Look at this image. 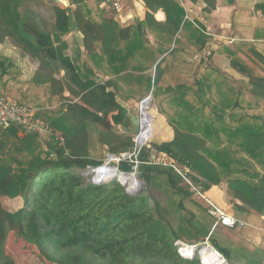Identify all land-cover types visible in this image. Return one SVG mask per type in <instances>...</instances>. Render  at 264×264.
<instances>
[{
  "label": "trees",
  "instance_id": "16d2710c",
  "mask_svg": "<svg viewBox=\"0 0 264 264\" xmlns=\"http://www.w3.org/2000/svg\"><path fill=\"white\" fill-rule=\"evenodd\" d=\"M32 1L0 0V44L8 43L20 57L38 63L32 79L23 82L15 63L0 55V95L29 107L26 103L35 100L37 91L38 103L55 99L60 104L35 112L41 132L22 131L15 124L0 129V264H32L35 259L42 264H200L198 257L182 258L178 246L205 239L182 238L149 192L161 178L178 198V210L196 191L206 193L225 182L237 218L264 215V77L249 73L238 55L224 47L231 68L248 79L242 86L230 85L232 79L211 66L207 43L212 37L185 20L176 0H134L137 18L123 27L116 13L104 16V0H93L95 8L87 0H69L66 9L49 0L54 21L40 24L28 11ZM203 1L205 12L211 13L215 0ZM256 10L264 14V5ZM158 11L164 22L156 20ZM73 31L82 35L83 50L105 76L120 74L115 61L128 62L152 41L164 46L160 54L175 57L179 50L169 45L183 32L198 52L209 53L203 60L208 68L194 86L162 87L166 58L155 67L158 113L174 138L161 144L151 140L139 155L146 196L128 195L117 180L95 185L76 173L101 164L89 156L90 127L97 129L99 144L116 155L133 149L135 134L128 110L111 90L114 83L100 81L87 65L80 69L71 62L65 37ZM61 70L64 79L55 77ZM12 83L27 86L30 97L14 98ZM186 94H194L201 107L186 101ZM207 106L212 107L209 114ZM260 107L262 112L252 115ZM227 117L234 124L226 123ZM130 166L122 162L119 169L128 172ZM179 170L188 171L183 176L190 184ZM18 197L23 206L11 212L4 201ZM210 242L232 264L228 253Z\"/></svg>",
  "mask_w": 264,
  "mask_h": 264
},
{
  "label": "crops",
  "instance_id": "0c3cea01",
  "mask_svg": "<svg viewBox=\"0 0 264 264\" xmlns=\"http://www.w3.org/2000/svg\"><path fill=\"white\" fill-rule=\"evenodd\" d=\"M90 1L92 4L93 0ZM125 2L124 11H127L128 9L129 11L132 9L133 11L134 5H132V0H125ZM41 3L52 6L53 8V4L47 0H40V4ZM185 4L187 10L190 11V17L196 22L203 20L212 31V39L207 43L208 51L213 53L211 63L212 68L228 75L232 79L230 83L235 87H238L237 82H248L247 78L241 76L231 68L230 61L224 53V47H227L238 55L236 57L237 60L247 68L249 73L264 77V14L256 10L257 5H264V0H248V10L243 8L242 4H240V0H215V7L212 9L211 13L205 12L206 4L203 0H186ZM126 5H129L130 7L126 8ZM39 7L46 8L45 6L38 5L35 6L33 10L38 12L40 17H43L42 10L44 9ZM100 8L103 13L107 12L104 14L106 18L111 17V12L105 10L103 5H101ZM34 11H32L33 18ZM133 12L135 15L134 19L121 22V17H116L120 26L123 27L127 24L133 23L137 18L136 11L134 10ZM239 12H243L244 14H238ZM158 15H160V17H157ZM49 17H51V22L53 23L54 17H52L51 13ZM155 18L159 22L165 21V15L162 11H158ZM36 20L38 21L39 19ZM65 41L68 44L67 55L73 64L79 66L80 69H83L84 65H87L94 70L96 73L95 77H97L98 80H111L114 83L111 90L116 92L119 103L128 110L132 120V117L137 115L139 103L149 95L150 90L147 87L149 86L153 75H155V65L161 62V58L166 55H161L159 53L160 48L163 49L164 46L160 45V43L155 44L153 41L151 45L146 44V50L143 52H136L128 62L115 61L116 66L121 68V70H119L121 71L120 74L112 76L110 73V75L105 76L100 71L96 70L94 64L87 59V53L83 50L82 35L79 32L73 31L69 33L65 37ZM124 45L125 44L123 43L122 48ZM171 48H176L179 51L175 57H170V55L165 57L166 62L162 67L164 69V75L161 81V86H194L196 82L203 77L206 68H208L207 64L203 63L206 51L198 52L196 48L192 46L184 32L179 33L176 36V44ZM0 49L3 56L13 60L15 65L20 68L22 73L19 78L20 81L25 82L29 75L30 80L32 79L37 63L34 64L27 58H20V56H17V50L8 43L0 44ZM155 54L157 59H155ZM141 57L143 58L140 59ZM106 66L108 65L106 64ZM55 77L58 79H64V71L61 70ZM138 92L140 93V96L136 99L133 98V95ZM189 95L190 94H186V101L193 103L192 106L196 109L200 108L201 105L199 104L198 98H196L194 94ZM65 96H68V93H65ZM245 96L248 98L247 93ZM151 98V111L156 114V116L153 115L154 124L152 127V139L156 144L170 142L174 138L173 130L169 127L165 118L158 113L157 106L153 104V94H151ZM195 99L196 102H194ZM118 127L122 128V126ZM89 130V134L92 136L91 142L93 144L98 142L97 129L95 127H90ZM132 131L135 133L137 131V126L134 125ZM215 188L218 189L221 194L220 199L218 200H213L208 195V192ZM208 192L205 194L207 198L211 199L217 206L225 210L229 216L237 218L234 214V210H232V205L228 202V200L230 201V197L228 196L227 184L225 182H222L219 186L212 187ZM4 203L9 207L11 212H16L23 206V200L21 197L16 199H6ZM229 207L231 208L229 209ZM212 219L215 223V219ZM237 219L247 223V226L238 228V230H233L241 231L244 228H247L242 234V238L245 239L244 242L247 243L245 246L250 245L252 247H260L259 244H264V215L260 217L251 215L247 218L238 217ZM218 227L228 229L222 225H219ZM212 231V229L209 231L208 237ZM226 252L228 253L229 259H231L229 252ZM262 264H264V259H262Z\"/></svg>",
  "mask_w": 264,
  "mask_h": 264
},
{
  "label": "rangeland",
  "instance_id": "374dc122",
  "mask_svg": "<svg viewBox=\"0 0 264 264\" xmlns=\"http://www.w3.org/2000/svg\"><path fill=\"white\" fill-rule=\"evenodd\" d=\"M47 1H49V0H47ZM87 1L89 2L90 6H92L94 8L96 7V3H92L91 4L90 0H87ZM122 1H124V0H122ZM133 1L134 0H132V3H133ZM104 2H105V0L101 2L100 7H101V5H104ZM124 3L126 4L125 1H124ZM41 4H43V3H41ZM41 4H40V0H33L32 2H29V4H27L28 8H29L28 11L31 14V16H33L32 11H34L33 9H34L35 6L39 5V6H45L46 7V5H47V4H44V5H41ZM240 4H242L244 9H247V10L249 9L248 0H240ZM22 6H24V5H22ZM47 7L46 8L39 7V8H43L44 9V10H42L43 11L42 12V16L43 17H40V14L38 12L34 11L35 20L39 19L38 21L36 20V22L38 24L42 23V21H46L48 23H52L51 22V17H49V16H50V13H51L52 17H54L53 8H52V6H49V5H47ZM128 7H130V6L126 5V8H128ZM134 10L135 9L133 8V11ZM127 11H129V9ZM133 11L131 9V11L129 13L130 15L132 14L133 17H129V14L125 15V14H122L121 12H119L118 15H119V17H121V22H123L124 20L127 21V20H130V19H134L135 15H134ZM106 13L107 12H104V14H106ZM238 14H244V13L243 12H239ZM96 15H97V13L94 12L93 16H96ZM155 44H157L156 41H155ZM175 44H176V38L172 40V42H171V44L169 46L172 47ZM192 46L194 48H196V50L198 49L197 46H194V45H192ZM0 52H1V49H0ZM207 55H209V54L206 51L205 52V56H207ZM1 56H3L2 52H1ZM17 56H20L19 52L17 53ZM3 57H6V56H3ZM20 58H22V57H20ZM142 58L143 57H141L140 59H142ZM87 59L89 61H91L88 57H87ZM155 59H157L156 54H155ZM13 63H14V61H13ZM161 67H163V65ZM19 70H20V68H19ZM21 74L22 73H21V70H20V75ZM153 78H154V75H153L152 79ZM152 79H151V82H152ZM26 81H30V75H29V77L27 78ZM239 83H240V86H242L241 82H237V84H239ZM230 85H233V84L230 83ZM147 88H149V90L150 89L154 90V84L153 83L149 84V86ZM10 89H11V91L13 93L12 94L13 97L16 98V99H26V98L30 97V95H31L30 90L25 85L21 86L19 84L12 83L10 85ZM3 93L8 95L7 90L5 92H3ZM139 94H140L139 92L134 94L133 98H135V99L138 98L140 96ZM64 96H65V93H64ZM153 97H154L153 104H155V106L158 107V103H157V99L155 97V94H153ZM34 98H35L34 101L27 102L26 104L31 105L29 107L33 108L36 111L42 110L43 108H47L48 110L57 109L59 104H60V102H57L55 99L53 101H51V102H49L47 100L45 105H42V103H38L37 102V91H36V97L34 95ZM248 98H252V97L248 96ZM194 102H196V99L194 100ZM138 107H139V105H138ZM207 107H209V106H207ZM219 108H220V110H223L221 105H219ZM262 108L263 107H260L259 109L254 110L252 112V115H255V114L259 113V112H262ZM211 111H212V107H209L208 109H206V107H205V113L206 114H209ZM137 113H138V111H137ZM225 114H226V112H225ZM152 117L154 118V116H152ZM226 123L234 124V122H231L228 117L226 118ZM151 124H152V127H153L154 120L151 121ZM117 128L120 129L118 126H117ZM89 138H90V145H89V156H90V158L92 160L101 161V162L106 160L107 157L109 156V154H111V153L107 152V149L104 146L100 145L99 141L95 142L93 144L91 142V139H92L91 135L89 136ZM81 171L82 170L76 169V173L78 172L80 174ZM136 171H137V173H139V167L136 168ZM162 181H164L163 178H161L160 182L154 183L151 186L149 192H150V194L152 195V197L155 200H157V201H159L161 203V205H162V213L168 218V220L170 221V225L177 232H180L182 238L184 237V238L188 239L189 241L193 240V235H196L197 238H199L201 240L205 239L206 236L208 235L209 231L213 227V223H214V220L207 214L206 209H205L206 200L210 201V199L205 197L204 193L197 194V195L193 196L192 199H186L183 202L184 208L181 209V210H178V209H176L174 207L176 202H177V200H178V198H176L174 195L170 194L166 190V187L163 186L164 184H163ZM142 183H144V182H142ZM143 185H145V183ZM145 190H146V186H144V190L142 192L146 196L147 193H146ZM210 194H211V197H210L211 199H213V200L220 199L221 194L218 191V189H216V188L212 189L210 191ZM150 201H151L150 203L152 205L153 200H150ZM228 202H230V201L228 200ZM4 205L6 207H8L5 203H4ZM222 207H224V206H222ZM230 208L231 207H229V209ZM246 229L247 228H244L241 231H233V230H228V229H225V228H222V227H218L215 230H213L212 233L210 234V238H211L210 240L214 241V242H217L218 246L221 249L226 250V251L229 252L230 258H231L230 261H231L232 264H262V259H264V244H259L260 247H252L250 245L245 246L247 243L244 242L245 239L242 238V234L245 232ZM186 232H188V233H186ZM204 242L205 241L198 242L195 245H194V243H190V244L193 245V247L195 249L202 250L203 247L205 248L206 245H208V244H204L203 245ZM32 264H42V262L39 259H35L32 262Z\"/></svg>",
  "mask_w": 264,
  "mask_h": 264
},
{
  "label": "built area",
  "instance_id": "2783aa9c",
  "mask_svg": "<svg viewBox=\"0 0 264 264\" xmlns=\"http://www.w3.org/2000/svg\"><path fill=\"white\" fill-rule=\"evenodd\" d=\"M110 0H106V4ZM185 10V20L193 24V26L200 30L205 35L210 36L212 33L206 23L203 20L198 22L194 21L190 17V11L187 10L185 1L186 0H176ZM109 8L112 11L124 12L125 7L122 0H113ZM130 13V11H128ZM133 17V15H131ZM209 54V53H208ZM149 98H145L140 102L138 107V131L134 139L133 149L129 152L122 153L120 155L109 154L103 164L98 167L91 168L86 175H92V180L94 183L101 184L108 181L114 173V166H119L122 162H127L131 165L132 171L129 174L119 173L120 179H130L129 181H123L125 190L130 195H138L143 190L142 184L137 180L136 168L139 166V154L144 147L149 148V142L152 132L151 116L149 114ZM39 120L34 119L33 111L19 105L14 101H10L0 96V128L6 129L10 124H15L20 126L22 131H43V127ZM25 133V132H24ZM185 170H181L178 173L184 178L187 184H190L189 180L183 176L187 173ZM208 206V214L216 218L215 225L221 224L222 226L228 228H243L247 224L244 221H240L233 216L227 215L223 210L218 208L214 203L206 200ZM183 249L181 250V252Z\"/></svg>",
  "mask_w": 264,
  "mask_h": 264
},
{
  "label": "clouds",
  "instance_id": "9594fccd",
  "mask_svg": "<svg viewBox=\"0 0 264 264\" xmlns=\"http://www.w3.org/2000/svg\"><path fill=\"white\" fill-rule=\"evenodd\" d=\"M111 1H113V0H110L107 4H106V0H105V2H104V5H103V7H104V9L105 10H107V11H109V12H111V16H112V14H115L116 13V15L119 17V12H116V11H112L110 8H109V6L111 5ZM125 1V0H124ZM50 2V1H49ZM54 2V1H53ZM69 3H70V1H69ZM56 4V3H55ZM57 5H59L61 8H64L62 5H60V4H57ZM124 5V7H125V3L123 4ZM70 7V6H69ZM68 7V8H69ZM64 9H66V8H64ZM122 14H129L128 13V11L126 12V11H124V12H121ZM129 17H131V15L129 14ZM155 17H156V15H155ZM210 36H212V34L210 35ZM173 48H171V50H172ZM164 54H166L165 56H167L168 55V52L167 53H164ZM163 58H165V57H162L161 59H163ZM35 63H37V62H35ZM160 63V62H159ZM37 65H38V63H37ZM157 65V64H156ZM156 65H155V67H156ZM151 94H153V89H151L150 90V92H149V95L146 97V98H149V101H150V103H149V114H150V116H151V119L152 120H154V118L152 117L153 115H152V112H150L151 110H152V104H151V102H152V98H151ZM0 96H2V95H0ZM2 97H4V96H2ZM5 99H7L6 97H4ZM7 100H10V99H7ZM10 101H14V102H16V103H18L19 105H21V106H23V107H25V108H27V109H29V110H31V111H33V113H34V119H36V120H39V119H37V118H35V112H36V110H34L33 108H30V107H27V106H25V105H23V104H21L20 102H18V101H16V100H10ZM142 102V101H141ZM140 104V103H139ZM150 107H151V109H150ZM136 118L138 117V113H137V115L135 116ZM137 121H138V119H137ZM11 126V125H10ZM9 126V127H10ZM135 126H137V131H138V123H137V125H135ZM8 127V128H9ZM8 128H6V129H8ZM1 129V128H0ZM6 129H1V130H6ZM137 131L134 133L135 135H134V139H135V136H136V134H137ZM151 140H153L152 139V132H151V137H150V142H149V147H150V144H151ZM133 146H134V140H133ZM133 146H132V148H133ZM144 149H149V148H147V147H144L142 150H141V152L144 150ZM141 152H140V154H141ZM111 154H113V153H111ZM139 154V155H140ZM113 155H116V154H113ZM120 155V154H119ZM152 158H155V156H152ZM103 164V161L101 162V164L100 165H102ZM141 164V161H140V159H139V165ZM100 165H94V166H90V167H88L87 169H85V170H83V171H81V173H80V175L84 178V179H86L88 182H90V183H93V184H95V185H104V184H107V183H109V182H111V181H113V180H117V182H119L120 183V185L121 186H123L124 187V182L123 181H129L130 179H120V177H119V173H125V174H129V173H131V171H132V168L130 169V171H128V172H126V171H121L120 169H119V166H120V164H119V166H114V170H115V173L111 176V177H109L108 178V181L107 182H104V183H101V184H97V183H94L93 182V180H92V175H86V173L91 169V168H93V167H98V166H100ZM131 167V166H130ZM139 167V166H138ZM137 180L142 184V186H143V190H144V183H142L141 182V180L139 179V173H137ZM125 181V182H126ZM124 189H125V187H124ZM143 190L141 191V193L140 194H142V192H143ZM195 190V189H194ZM126 191V190H125ZM127 193V192H126ZM128 194V193H127ZM140 194H138V195H140ZM197 194H202L201 192H199V191H196L195 192V195H197ZM128 195H130V194H128ZM194 195V196H195ZM204 195H205V193H204ZM130 196H137V195H130ZM206 197V196H205ZM210 201L212 202V203H214L211 199H210ZM215 204V203H214ZM216 205V204H215ZM217 206V205H216ZM218 208H220L219 206H217ZM205 208H206V210H207V214H208V206H207V203L205 204ZM221 210H223L222 208H220ZM224 212H225V210H223ZM226 213V212H225ZM227 214V213H226ZM209 215V214H208ZM228 215V214H227ZM210 216V215H209ZM211 218H214V217H212V216H210ZM235 218V217H234ZM215 219V223H216V218H214ZM237 219V218H236ZM239 220V219H238ZM240 221H242V220H240ZM245 222V221H244ZM215 223H213V227L211 228L212 230H214L216 227H218L219 225H221V224H218V225H215ZM246 223V222H245ZM247 224V223H246ZM247 226V225H246ZM225 227V226H224ZM228 228V227H227ZM228 229H231V230H237V228H235V229H232V228H228ZM210 236L208 237V235L206 236V238H205V242H206V240H208L209 242H210ZM203 243V245L204 244H206V243ZM211 243V242H210ZM212 244V243H211ZM195 245V244H194ZM184 246H186V247H189V248H192L193 247V245H191V244H182V245H179L178 246V253H179V255L182 257V258H184V259H187V260H191V259H195L196 257H198V259H199V261H200V264H201V261H202V259H201V257L198 255V253L200 252V250H197V249H195L194 247V249H193V251H194V253H193V256H191V257H186V255L183 253V251L181 252V250L183 249V247ZM211 248H214L213 247V245L212 246H210ZM215 249V248H214ZM220 253V252H219ZM221 254V253H220ZM222 257H223V259L227 262V260L224 258V256L223 255H221ZM228 263V262H227ZM229 264V263H228Z\"/></svg>",
  "mask_w": 264,
  "mask_h": 264
},
{
  "label": "bare ground",
  "instance_id": "6f19581e",
  "mask_svg": "<svg viewBox=\"0 0 264 264\" xmlns=\"http://www.w3.org/2000/svg\"><path fill=\"white\" fill-rule=\"evenodd\" d=\"M157 17H160L159 15ZM193 247L189 248L184 246L183 247V253L186 255V257H191L193 256ZM201 252V259H205L206 262L208 264H227V262L223 259V257L221 256V254L219 252H217L214 248H211L209 245H206V247L202 248V250H200ZM204 264L205 261L202 260Z\"/></svg>",
  "mask_w": 264,
  "mask_h": 264
},
{
  "label": "water",
  "instance_id": "95a60500",
  "mask_svg": "<svg viewBox=\"0 0 264 264\" xmlns=\"http://www.w3.org/2000/svg\"><path fill=\"white\" fill-rule=\"evenodd\" d=\"M53 1L56 4L62 5L64 8H68L70 6L69 0H53ZM132 122L134 125H137V123H138L137 118L132 117ZM205 243L208 244L209 246H212V244L208 240H206ZM198 255L200 256L201 252H199ZM201 264H203V261H201Z\"/></svg>",
  "mask_w": 264,
  "mask_h": 264
}]
</instances>
